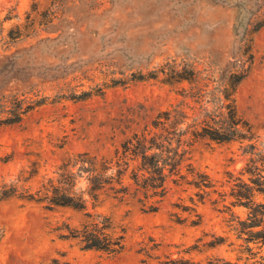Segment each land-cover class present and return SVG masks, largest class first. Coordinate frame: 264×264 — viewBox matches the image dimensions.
Segmentation results:
<instances>
[{"label": "rangeland", "instance_id": "374dc122", "mask_svg": "<svg viewBox=\"0 0 264 264\" xmlns=\"http://www.w3.org/2000/svg\"><path fill=\"white\" fill-rule=\"evenodd\" d=\"M233 72L245 76L231 103ZM230 103L235 138L199 136ZM143 148L162 197L136 189L134 172L151 176ZM259 154L264 0H0V264H258L264 246L238 232L248 210L229 193ZM80 155L125 170L127 193L92 200ZM69 172L85 209L35 200ZM98 215L123 235L118 253L73 236Z\"/></svg>", "mask_w": 264, "mask_h": 264}, {"label": "trees", "instance_id": "16d2710c", "mask_svg": "<svg viewBox=\"0 0 264 264\" xmlns=\"http://www.w3.org/2000/svg\"><path fill=\"white\" fill-rule=\"evenodd\" d=\"M259 26L254 29V32L259 29ZM192 74L193 72L190 70L189 76L178 74L176 77L178 80L190 79ZM244 76V73L237 72H233L229 76L230 89L227 91L226 95L228 97L226 96V98L230 99L231 103L233 102L231 96ZM231 103L226 107L228 109V115L227 120L225 119L223 122L224 124L213 129L202 128L201 131H198L199 136H208L210 139L217 142L230 141L235 138L234 131L235 127L239 124L240 118L236 116L234 106ZM18 119L19 117L14 120L7 119L5 121L6 123H14ZM140 153L143 168H145L147 172H151L152 178L151 176L143 178L141 174L138 175L134 172L132 178L136 185V189L138 191L143 190L144 194L149 190H153L154 195L162 197L164 194L163 182L165 180L163 168L162 166H156L159 160L155 159L154 154L148 155L145 152V148H143ZM79 161L81 163L80 170L88 173L87 193L92 200H97L98 192L106 186L107 189L113 190V192L119 196H123L127 193V187L123 183L125 170L119 168L114 174L107 175L106 172L111 169L107 166V163L101 165L100 169H97L95 167V162L86 155H80ZM242 174L247 175V180L245 181L238 177L233 183L229 193L233 199L231 202L232 205L243 206L248 210L246 218L238 222V232L244 235L245 242H257L261 246H264V231L261 228L264 216V202L256 201L255 199L256 195H260L264 198V154H259L257 158H250L243 168ZM73 176L75 175L69 172V175L64 177L67 182L59 180L57 185L53 184L52 180H49V187H44L45 192H41V194H39V190L35 200L40 202L44 201L48 208L53 206H69L74 209H85V199L80 195H75L74 192L71 191V185L69 186L70 182H68L67 177L72 179ZM150 179H153V181H148ZM196 185L199 187V184ZM203 186L211 187L212 185L208 183L203 184ZM4 196H8V194H4ZM155 208L156 206H150L149 209L154 210ZM87 217L91 216L87 215ZM100 218L101 216L98 215L97 218L94 217L84 221L81 228L75 230L73 236L79 238L82 248L84 249H95L111 254L118 253L123 247V235L115 234L111 231L110 221L107 217L101 220ZM209 243H216V241ZM259 259L261 261L258 264H264V253ZM223 264L232 263L226 261Z\"/></svg>", "mask_w": 264, "mask_h": 264}]
</instances>
